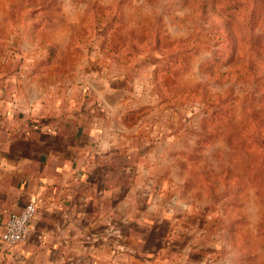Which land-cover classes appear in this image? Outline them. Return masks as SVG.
Returning a JSON list of instances; mask_svg holds the SVG:
<instances>
[{
  "label": "rangeland",
  "instance_id": "rangeland-1",
  "mask_svg": "<svg viewBox=\"0 0 264 264\" xmlns=\"http://www.w3.org/2000/svg\"><path fill=\"white\" fill-rule=\"evenodd\" d=\"M90 109L140 160L97 264H264V0H0V127Z\"/></svg>",
  "mask_w": 264,
  "mask_h": 264
},
{
  "label": "crops",
  "instance_id": "crops-1",
  "mask_svg": "<svg viewBox=\"0 0 264 264\" xmlns=\"http://www.w3.org/2000/svg\"><path fill=\"white\" fill-rule=\"evenodd\" d=\"M11 124L0 127V229L29 202L37 211L24 240L0 243V264L102 263L132 206L140 160L131 139L93 109Z\"/></svg>",
  "mask_w": 264,
  "mask_h": 264
},
{
  "label": "built area",
  "instance_id": "built-area-1",
  "mask_svg": "<svg viewBox=\"0 0 264 264\" xmlns=\"http://www.w3.org/2000/svg\"><path fill=\"white\" fill-rule=\"evenodd\" d=\"M36 211V203L29 202L19 212L10 214L0 229V243L11 246L24 240Z\"/></svg>",
  "mask_w": 264,
  "mask_h": 264
}]
</instances>
